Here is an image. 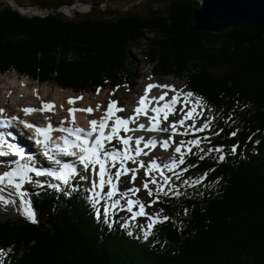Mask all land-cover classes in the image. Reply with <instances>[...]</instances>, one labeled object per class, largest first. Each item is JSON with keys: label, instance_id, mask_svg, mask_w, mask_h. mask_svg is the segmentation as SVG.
Segmentation results:
<instances>
[{"label": "trees", "instance_id": "obj_1", "mask_svg": "<svg viewBox=\"0 0 264 264\" xmlns=\"http://www.w3.org/2000/svg\"><path fill=\"white\" fill-rule=\"evenodd\" d=\"M197 3L169 0L166 14L152 16L67 18L29 17L0 2V74L15 70L74 92L119 85L128 44L148 40L149 32L156 36L148 40L154 72L186 74L210 121L195 135L205 151H191L182 166L207 175L191 186L183 175L171 184L179 195H159V215L169 220L147 240L139 226L121 227L119 214L111 229L97 220L81 187L65 196L32 183L37 222L0 221L1 264H264V25L194 30ZM221 146L223 161L206 153Z\"/></svg>", "mask_w": 264, "mask_h": 264}, {"label": "snow or ice", "instance_id": "obj_2", "mask_svg": "<svg viewBox=\"0 0 264 264\" xmlns=\"http://www.w3.org/2000/svg\"><path fill=\"white\" fill-rule=\"evenodd\" d=\"M153 88L168 89L174 94L169 100H165L168 96L167 91H163L158 97L149 98L148 93ZM100 89H97V94H99ZM114 94V93H110ZM194 94L192 92H182L173 88L171 85H155L148 84L144 90V94L137 101V106L133 109V114L127 117L116 116L117 112L125 111L123 108L117 107V101H109L106 108L104 109V115L99 119L89 120V129H83L79 126L73 127L75 124V113L76 112H86L89 115L95 110L99 111L101 106L97 105L95 109L92 107L88 108H73L69 107L67 109L68 116L60 120V126L53 128L51 123L47 125L46 128H41L35 126L26 121L19 120L20 124H23L25 128L34 129L36 136L35 143L45 147V155L50 161H53L55 165L58 166L57 169H38L32 167L28 164H21L20 160H14L11 163L15 167H11L9 170L4 171L0 175V193H3L6 189L9 191V196L15 195L19 199V204L17 210L21 215L28 219L32 223H36L35 213L32 209L31 200L28 199L29 192L24 190V185L26 183H35L38 188H43L44 185L38 181L33 180L30 173H34L35 177L47 176L51 177L53 180L59 183L48 184V187L53 189L58 193H62L65 196L71 195L76 191L75 186L71 185V180L77 175L75 163H62L60 159H56L53 155L49 154L48 141L50 140V134L53 131H59L65 133V136L59 137L63 143L55 144L54 148L61 156H71L76 158V162L83 166L85 172L91 171V173L96 176V180L91 182V188L87 189L88 195L86 200L95 209V217L97 220L102 222L111 229L115 221L110 220V212L114 215L116 210L127 211L131 215L129 220L133 223L136 222L137 217H146L147 225L146 227L141 225L140 230L143 233V239L147 240L149 235H151L154 226L157 223H163L169 220V217H160L159 213L149 214L146 212V208H151L152 204L156 203L159 195L163 194L165 196L171 191L175 195L179 193L175 192V189L171 186V177L166 176L164 170L172 172L176 179H180L183 172H186L187 167L181 168L179 173L175 172L176 168L185 164L186 155L191 153L193 147L199 148L201 143L199 138L189 139L187 141L180 140L176 143L173 140L174 136H187L189 130L193 133L202 132L204 129L208 128L210 121L205 119L203 123L197 127L195 120L204 111V102L202 98L196 97L194 100ZM83 97H70L67 101L69 105H73L77 100H81ZM163 102V103H161ZM180 105L177 109L176 105ZM149 105H152L149 107ZM63 109V105L60 106ZM55 105L51 102H42L40 109L24 108L22 111L26 115H30L34 111H52ZM199 109V111L197 110ZM210 110V109H209ZM4 112L3 108H0V114ZM151 112L152 115H148ZM179 114L180 118L178 120H173L168 123L167 127H160L161 115L164 121H168L169 115ZM140 116H146L148 119L147 127L145 124L137 123ZM18 117L11 116L7 121L0 119V128H4L12 123V121H17ZM111 121V123H109ZM186 121H192L191 124H186ZM67 123L68 127H63ZM129 124H136L135 128H130ZM183 129V131H181ZM133 131H147V132H170L168 139L165 141L157 142L153 138L145 140L143 136H138L133 138L128 135L129 132ZM222 131V129H221ZM123 132L124 135L121 136L120 133ZM219 134V133H215ZM5 133L0 132V157H6L13 155L15 157H23L24 150L17 145L10 144L5 140ZM11 135V133H7ZM231 136H235L236 132H231ZM116 140L121 147H117L112 144V141ZM134 140V146H133ZM175 143L174 154L178 155V159L173 158L169 163L163 165L158 164L155 158L147 162V164L138 160L137 158L141 155L147 156L148 153L144 151L145 148H155L157 144L167 150L169 144ZM143 144V147H141ZM5 146L7 150H4ZM183 149V151H182ZM202 152L204 149H200ZM219 153L218 162L223 161L225 156L223 154V148L215 147L208 148L206 153L210 152ZM232 153L237 151V146L233 145L231 149ZM200 159H204V156H200ZM136 165V167H127L128 163ZM195 165H189L188 167H194ZM115 169V171H113ZM140 169H143V178L140 181L138 187H128L121 190L119 184H133L137 180V173ZM159 174V179L153 173ZM207 175V174H205ZM128 177L126 180H122L121 177ZM86 177L80 175V179H85ZM204 177H201V180ZM200 181H194V183H199ZM187 183V181H185ZM155 186V196L154 191L149 185ZM64 186V187H62ZM105 187H107V192H104ZM167 187V190H165ZM141 188L147 192L149 201L141 202L140 199H133L131 197H136L137 193L141 191ZM115 197H119L114 199ZM105 202L102 205L103 211L96 207V205L101 204V201ZM121 200L125 203L121 205ZM0 202L4 205H16V200H10L3 195H0ZM135 209V210H134ZM128 221L121 224V227L127 229ZM127 235L132 236V232H127ZM3 250H0V254Z\"/></svg>", "mask_w": 264, "mask_h": 264}, {"label": "rangeland", "instance_id": "obj_3", "mask_svg": "<svg viewBox=\"0 0 264 264\" xmlns=\"http://www.w3.org/2000/svg\"><path fill=\"white\" fill-rule=\"evenodd\" d=\"M14 1L20 7H25V8L29 7V8H34V9L47 8L48 10H50V12L48 14L60 13L67 18H78L80 16H90V17L98 16V17H100L101 15H103L102 17L108 18L106 14H108L109 12L110 13L113 12L112 16H114L115 18H118L121 15L123 16V15L130 14V13L132 14V12L134 14H144V15L149 14L150 16L156 15L157 13L166 14L167 5L169 2V0H77L76 2H74L72 4H67V3H65V2H67V0H14ZM3 2L7 4V2H5V1H3ZM73 4H83L84 8L82 10H71L69 13H66V12H64V10L62 11L60 9L62 6H66V5L69 6V5H73ZM197 6H198V3H197ZM51 10H52V12H51ZM41 17H43V16H41ZM234 26H236V25L230 26L229 28H232ZM209 32H214V31H209ZM146 33H147L146 35L149 37L148 40H151V37L152 38L156 37V36L153 37L152 33L151 34L149 32H146ZM148 40H146V41L145 40L144 41H135V42L128 44V47L126 50L125 61H123L124 69L122 71L120 79L118 81L116 80L117 83L120 82V84L114 85V83L107 82L106 86L104 88H102V89L100 88L99 94H97V91H89V92L88 91H81V92L75 91L74 92L71 89H63V88H61V87H59L56 84L51 83V82H38V81L34 80V78L28 79L26 75L19 74L15 70L8 71V72L2 73V74H6V73H10V72L12 74L15 72V74L17 76L26 77L32 83L46 85V87H47L46 95L43 96L42 101L36 102V104H35L36 108H40V106L42 105V102L47 103V101H49V100L50 101L54 100V93H55L56 89H60V90H64L63 93H65V96H68V99L70 97H83V99L77 100L74 103V105H77L76 107H79V108L87 107L86 106V104H87L90 107L96 108L97 105H100L101 108L97 112V118H101V115L104 114V109L106 108L109 101H117L118 102L117 107L123 108L125 110L123 112H117V116L126 117V116H129V114L131 115V113H133V109L136 107L137 101L143 95L142 88L144 86H146L143 84V86L140 87L141 86L140 80H142L143 76H142V78H140L139 75L136 73V69H137L136 64L137 63L139 64V67H142V71H144L142 73V75L145 74V71L149 72L152 70V72L150 73L149 76L157 78V80L158 79L159 80L170 79L171 81L175 80L176 82L182 83V86H183L186 79H187L186 74H184L183 76L178 78V77H175L171 74L165 75V74H161L160 72L155 73L154 72L155 63L151 62L150 59L148 58V54H150L148 43L151 42ZM134 60H137V63H135ZM2 74H0V75H2ZM129 81L131 82V84ZM127 82H129V84ZM154 83L157 84L156 82H154ZM154 83H152V84H154ZM178 85H179V83L174 85L175 89L184 92L183 90H181L182 86H178ZM103 92H105V93H103ZM186 92H188V90ZM110 93H114V94L110 95ZM102 95H103V97H102ZM196 97L197 96L194 95L193 98H191V99L194 100ZM65 99L67 100V98H65ZM86 99L88 100V102L83 103L82 100L85 101ZM66 100L62 99L61 105L65 106L66 104L64 105V101L66 102ZM11 101H12V99H11ZM11 101H10V103H11ZM130 103H131V106H130ZM129 107H131L130 108L131 110L128 109ZM197 110L199 111V109H197ZM202 115H203V112L195 120V124L197 127H199L204 121L202 118ZM47 117H53V116L50 115ZM175 117H177V120L180 118V116L178 117V114H175ZM191 123H192V121H186V124H191ZM146 124H148V120H147ZM181 131H183V129H181ZM189 131H191V130H189ZM164 133H167V132H164ZM120 135L123 136L124 133L121 132ZM195 135H199V133L195 132L192 135L188 134L186 139L183 136H179V135L174 136V138L179 140V141L180 140L187 141L189 139H196V138L200 139V137H196ZM113 141L115 143H112V144H114V145L116 144L117 147H121L116 140H113ZM200 141H201V139H200ZM201 144H202V141H201L200 145ZM200 145H199V148L193 147L192 152H194L195 154H198V152L201 151ZM174 147L175 146H173L172 149H169L166 153L169 154L170 156H172V159L173 158L178 159V155L174 154ZM163 151H165V150H163ZM153 155L155 156V158L159 157V155L156 153ZM154 156L152 157L151 155H147V156L141 155L140 157H138V160L144 161V159H145L144 162L147 163L152 158H154ZM160 162L162 164L166 163L164 161H160ZM206 163H207V161H205L203 164H206ZM127 167H136V165L129 162ZM187 169L188 170L186 172H183L181 174L180 178H182L183 175L189 174L191 176V178L187 180V184L190 186L196 184V183H194V181H198V180L201 181V177L205 176L204 172H199V171H195V170L193 171L191 167H188ZM113 171H115V169H113ZM180 171H181V168L175 169V172H177V173H179ZM77 172L80 175L85 176L86 178L82 180V179H80V175L75 176L74 178H72L71 184H74L75 186H81L85 190L86 196H87L88 193L86 190L91 188V182L93 180H96L97 178H96V176H94L91 173V171L85 172L81 166H79L77 168ZM154 175L157 177V179H159L158 173H156ZM165 175L171 177L170 184H172L173 182H178L181 180V179H176V177L173 175L172 172H167ZM142 178H143V170L139 171V174L137 173V180L133 184H131V185L130 184H119L118 187L121 190H124L128 187H134V186L138 187L140 185V181ZM33 179L38 180V181L47 180V183H50V184L58 183V181H51V180L46 179L45 176L34 177ZM121 179L126 180V179H128V177L122 176ZM62 187H64V186H62ZM149 187L153 189L154 196H155V186L150 184ZM28 189H29V186L25 185L24 190L28 191ZM104 192L105 193L107 192V187H105ZM117 198H119V197H115L114 199H117ZM131 198H133V199L138 198L141 200V202H145V203L147 201H149L150 199H152V198H149L147 196V192L144 191L142 188H141V191L137 193L136 197H131ZM104 202L105 201L102 200L101 204L96 205V207L102 206ZM120 202H121V205H123L125 203L124 200H121ZM13 209H14V211L9 208V205H4L2 202H0V221L5 220V219H10L13 221H16L19 219H26L14 207H13ZM32 209L35 213L33 206H32ZM146 212H148L149 214H155V213L160 214L159 208H158L156 203L152 204L151 208H146ZM116 214L120 215L117 218L118 220L120 218H123V219L125 218V220H128V222L130 224H133V225H136L139 227L141 225L146 227L147 222H148L146 217H137L136 222L133 223L132 221H130L128 219L129 216L131 215L130 213H128L127 211H119V210H116L114 215L110 212V214H109L110 218L111 219L115 218ZM26 220H28V219H26ZM0 250H3V249L0 247ZM3 255H4V250H3V253L0 254V264L2 263Z\"/></svg>", "mask_w": 264, "mask_h": 264}, {"label": "bare ground", "instance_id": "obj_4", "mask_svg": "<svg viewBox=\"0 0 264 264\" xmlns=\"http://www.w3.org/2000/svg\"><path fill=\"white\" fill-rule=\"evenodd\" d=\"M84 8L83 4H73V5H69V6H62L60 9L66 13H69L71 10H82ZM31 12H37V13H42L43 10H37L34 9ZM135 63H137V60H134ZM137 69H136V73L139 75L140 78H142V80H140V84L142 87L143 84H152L154 82H156L157 84L155 85H171L173 88H175V84L179 83L178 86H182V83L180 82H176L175 80H170V79H162V80H157V78L154 77H150V73L151 71H145V74L142 75V73L144 71H142V67H139V64H136ZM28 78V77H27ZM26 77H19L14 73L11 74L10 73H6V74H2L0 75V108H3L4 111H8L11 114H13L14 116L18 117V120H23V121H28L30 119V122H35L34 124H38V125H42V121L46 120L49 123L52 124L53 128H56L58 126H60V120L67 117L68 113H67V109L69 107H73V108H79L76 107L77 105H69L67 103L68 101V96H65V93H63L64 90H60V89H56L55 93H54V100L52 101H47V102H51L55 105V108L52 111H34L32 112L30 115H26L22 109L24 108H33V109H40V108H36V102L37 101H42L43 96L46 95L47 92V87L44 84H36V83H32L30 82ZM59 88V87H58ZM153 91L151 93L148 94L149 98L151 97H158L163 91H167L169 92L168 89H159V88H153ZM186 92V91H185ZM105 93V92H103ZM100 97V96H99ZM103 97V95H102ZM67 98V100L65 99ZM12 99V101H11ZM64 99L66 100V102L64 101V105L63 109H61V100ZM165 100H169V99H165ZM11 101V103H10ZM83 103H87L88 100L86 99L85 101L82 100ZM163 103V102H161ZM84 106V105H83ZM87 107H82L83 108H88L90 106H88L86 104ZM131 106V103H130ZM137 106V104H136ZM152 105H149V107H151ZM12 107V108H11ZM65 107V108H64ZM180 107V105H179ZM93 109H95V107H92ZM131 107H129L128 109H130ZM97 112L98 111H93L90 115L86 112H76L75 113V124L72 125L73 127L79 126L83 129H89V120L92 119H96L99 120L100 118H97ZM132 114V113H131ZM52 115L53 117H47ZM104 115V114H103ZM101 115V117L103 116ZM130 115V114H129ZM148 115H152L151 112L148 113ZM117 116V113H116ZM127 117V116H126ZM161 125L162 127H165V123L163 121V118H161ZM147 117L146 116H142L140 117V122L141 123H145L147 122ZM109 123H111V121H109ZM148 124H146L145 126L147 127ZM69 125L67 123H65L63 125V127H68ZM159 131H154V132H147V131H136V133L138 135H141L145 138L152 136L153 139L157 140V133ZM163 134H165L163 132ZM18 135V133H17ZM15 140L18 142H21L23 147H26L25 152H31V149L29 148L30 145H28L25 141V139L23 138V136L18 135V140L15 138ZM112 143H115L114 141H112ZM116 145V144H115ZM159 148H157V150H144L145 152L148 153V155H151L152 157L154 156L153 154H158L159 157L158 158H154L157 160L158 164H162L160 161H164L167 162L168 160L172 159V156H170L169 154H167V151H163V148L158 145ZM155 152V153H154ZM25 160L24 164H28L32 167H34L33 165V161L35 160V157L33 156V154H30L29 157H24ZM14 159H19L22 160L23 159L21 157H13ZM153 159V158H152ZM13 166H15L13 164ZM38 169H42L41 167H39ZM44 169V168H43ZM0 187H3L2 185H0ZM9 191L8 189H6L3 193H0V195L5 196L6 198L10 199V200H16V205H12L9 204V208L11 210L14 211L13 207L17 210V206L19 204V199L13 194L11 196H9ZM13 206V207H12ZM18 211V210H17Z\"/></svg>", "mask_w": 264, "mask_h": 264}, {"label": "water", "instance_id": "obj_5", "mask_svg": "<svg viewBox=\"0 0 264 264\" xmlns=\"http://www.w3.org/2000/svg\"><path fill=\"white\" fill-rule=\"evenodd\" d=\"M7 2L9 7L25 16H46L50 10L42 13L31 12L33 8L20 7L14 0ZM198 6L192 10L189 27L198 31H216L233 25H264V0H197ZM52 12V10H51Z\"/></svg>", "mask_w": 264, "mask_h": 264}]
</instances>
